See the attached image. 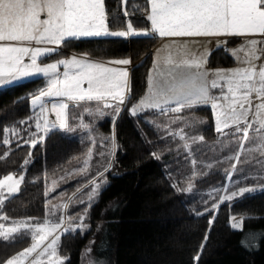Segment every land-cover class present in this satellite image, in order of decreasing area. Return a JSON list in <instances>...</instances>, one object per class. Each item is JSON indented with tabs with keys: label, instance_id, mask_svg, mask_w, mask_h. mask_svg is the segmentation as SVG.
<instances>
[{
	"label": "snow or ice",
	"instance_id": "1",
	"mask_svg": "<svg viewBox=\"0 0 264 264\" xmlns=\"http://www.w3.org/2000/svg\"><path fill=\"white\" fill-rule=\"evenodd\" d=\"M137 10L142 11V15L150 21V27H136L131 19H127L123 27L113 29L110 24H119L120 14H110L105 0H0V89L8 88L20 78L32 74L48 77L45 88L30 94L33 108L38 106L40 109V115L35 120L38 131L33 133L28 125L33 117L18 122L28 125L27 140L22 139L21 132L16 130L15 125L7 126L5 131L15 132L22 143L35 147L52 130H62L64 133L79 130L88 137V142L93 147L88 149L84 168L73 171L77 174L84 172L89 167L95 147L102 146L103 150L99 152L102 162L97 167L96 175L103 177L105 172L113 168L119 150L116 120L126 102L131 103L132 100L128 67L132 63L131 57L106 62L91 59L84 53L82 56L73 54L70 58L54 62L44 60L51 54L58 53L60 46L89 37H216L218 47L223 45L227 48L225 38L239 36L247 39L231 52L241 66L227 69L209 68L211 49L193 51L191 40L163 45L162 49L166 50V54L161 59L159 51L157 52L147 76V91L137 102L131 103L128 111L133 117L140 118L143 115L145 123L154 126L157 131H163L169 139L179 137L182 144H178V148L183 147L192 153L193 144L205 140L199 130V126L205 121L194 115V109L209 105L217 133L234 128L236 133L241 134L239 151L228 159L240 162V154L245 151L249 155L257 151L264 154V0H146L143 9L137 6ZM256 36L260 39L252 38ZM240 53H243L242 60ZM70 102L72 107L82 108V113L74 118V122H70L73 119L69 111ZM146 110H152L153 114L155 110H159L162 115L166 112L184 114L172 115L166 122L157 123L148 119ZM45 113H55V120ZM84 114L90 119L85 120ZM106 116L112 118V131L109 135L97 131L98 122ZM177 124L181 126L173 127ZM254 125L255 136H250ZM245 141L251 147L245 149ZM3 143L10 145L12 141L6 138ZM159 143L164 144V139L161 138ZM165 152L171 153L167 144L163 149L152 151L150 155L162 159ZM7 156L8 153L5 152L4 157ZM28 156L31 157V152ZM29 163L30 159H24L25 169ZM196 163L192 159V164ZM231 169L236 172V165L232 164ZM168 175L171 178V171ZM197 175L196 171H192L187 187H181L179 183L173 187L182 194L191 193L192 179ZM240 175L241 180L229 187L213 189L208 193L209 200L203 201L205 212L218 209L219 202L231 201L246 193L252 194L258 188L264 191V169L251 178L244 171ZM250 179L254 182L248 183ZM24 180L23 171L5 174L0 179V206L5 199L21 190L20 185ZM52 183L54 188L59 186L55 180ZM89 183L91 190L86 193L87 207L82 213H69L73 203H85L76 199L73 194L62 204L53 206L62 210V215L49 210V216L44 217L43 222H31L35 218L29 217L13 220L8 225L0 223V237L5 240H15L16 233L30 234L32 240L30 246L24 247L10 258L0 260V264H44V257L47 258V264H66L69 258L60 253L61 236L90 229L85 221L93 199L100 196L102 183H106V180L93 177ZM4 189L7 190V197L3 194ZM45 191L47 194V187ZM221 191L223 195L218 194ZM3 218L8 219L6 215ZM231 219L234 229H243L244 217L239 222L236 217ZM213 220L214 218L210 219L209 223ZM207 238L206 235L205 243ZM255 241L256 233L252 232L243 243L251 247ZM203 247L204 244H201L195 260H199ZM85 251L90 253L92 249ZM89 264L103 262L90 258Z\"/></svg>",
	"mask_w": 264,
	"mask_h": 264
},
{
	"label": "trees",
	"instance_id": "2",
	"mask_svg": "<svg viewBox=\"0 0 264 264\" xmlns=\"http://www.w3.org/2000/svg\"><path fill=\"white\" fill-rule=\"evenodd\" d=\"M105 3L110 14H120L121 22L110 27H122L127 19L136 27L149 26L142 11L137 10V6L143 9L146 0H105ZM158 41L157 36L144 35L80 39L62 46L44 61L73 51L101 59L131 57L130 94L131 103H135L147 88L152 49ZM234 64L228 46L216 47L208 61L211 68ZM42 86L43 79L38 77L0 90V177L13 172L25 174L21 190L0 206V212L8 217L5 222L44 218L46 181L72 166L75 156L83 151L78 138L61 130L50 131L35 147L22 143L15 132L5 131L7 126L15 125L23 140L29 138L28 125L36 133L32 120L28 125L18 122L31 116L30 94ZM131 103L126 102L116 120L117 171L109 173V183L92 202L88 213L90 229L61 236L60 253L69 258L66 264H80L88 248L92 249L89 254L103 264H264V191L257 189L252 194L224 201L209 212L204 211L203 205L193 207L189 196L173 187L164 167L166 161L150 155L160 149L157 135L142 116L129 114ZM203 112L212 119L210 107ZM102 124L105 130H112V118ZM6 138L12 141L10 145L3 143ZM26 158L30 163L25 169ZM234 215L245 218L242 230L231 226ZM252 232L256 233V241L249 247L243 241ZM16 235L12 241L0 237V260L10 258L30 241L29 235ZM201 244L204 247L197 261L194 257Z\"/></svg>",
	"mask_w": 264,
	"mask_h": 264
},
{
	"label": "rangeland",
	"instance_id": "3",
	"mask_svg": "<svg viewBox=\"0 0 264 264\" xmlns=\"http://www.w3.org/2000/svg\"><path fill=\"white\" fill-rule=\"evenodd\" d=\"M120 27L121 26L117 28H113V29H119ZM100 37H105V36H100ZM107 37H112V36H107ZM89 38H98V37H89ZM252 38L260 39L259 36L252 37ZM83 39H87V38H83ZM158 39L160 41L157 42V44L152 49L153 59H152V65L150 69L153 66V60L156 59L157 52L159 51V55L161 59H163L164 55L166 54V50L162 49V46L165 44H170L173 41L180 42L181 40H191L192 43L190 46L193 51L204 48V49H211V52H212V50L218 47V40L216 37H197V38H186V37L185 38H171L170 37V38H165V39L158 37ZM225 39L227 40L228 52L234 59L235 64L232 66H228V67H216V68L227 69V68H232L236 66H241L239 64V61H237L236 57L232 54L231 50L234 48H239L240 45H242L247 38L235 36V37H230V38H225ZM40 46H45V45H40ZM61 47L62 46L59 47V50L61 49ZM221 47H224V46L221 45ZM173 53L175 54V49H173ZM73 54H76L77 56H82L84 53L73 51L66 55L58 56L46 62H54L55 60L61 59V58H70L71 55ZM239 55L242 60L243 53H240ZM89 58L96 59V60H104L106 62L119 59V58L101 59V58H96V57H91V56H89ZM113 66H117V65L113 64ZM128 67L130 70L131 65H129ZM211 69H215V68H211ZM60 71L61 73L63 72L62 65L60 66ZM38 77H42L43 79L42 88H45L48 82V77L44 76L43 74H32L26 77H22L18 81H16L15 84L32 79V78H38ZM2 89H5V88H2ZM146 91H147V88L145 92ZM145 92L143 93V95L145 94ZM49 99H56V98H49ZM29 104H30V109H31L30 117H33L32 126L36 128L35 120H36V117L40 115V109L38 106L33 108L31 104V99L29 101ZM205 107L207 108L210 106L209 105L199 106L194 109V115L197 117L203 118L205 121V123L199 126V130L205 136V140L203 142L197 141L195 144H193L192 153H189L188 150L183 147L178 148V144H182V142L179 140V137H174L172 139H169L167 136L164 135L163 131H157L155 130L154 126H152V130L157 135L156 141L158 142L160 149H163L165 147V144H167V146L171 148V153L165 152L163 156H165L166 159L163 157L162 160L166 161V163L164 164V167L166 169L167 174L169 171H171L172 173V176L170 178L173 181L172 183L173 184L179 183L181 187H187V180L191 176L192 171H196L198 173V175L192 179L193 191L191 193L185 192V194L189 196L190 201H193L192 202L193 207L195 205L204 206L203 201L209 200L208 193L211 192L213 189H223V188L229 187L231 184L235 183L236 181L241 180V175H240L241 171H244L245 175H248L251 178L255 176L258 172H260L262 169H264V154H261V152L259 151L254 152L250 155L246 151L241 152L240 162H237L235 159H231V160L228 159V157L233 156L234 153L239 151V144H240L239 137L241 134L236 133L234 128L224 129L223 133H217L215 130V120H214V115L212 113V110H211L212 119H210V115H207L206 113L203 112V109ZM198 109H202V110L199 111ZM69 111H70L71 117L73 118L72 120H70V122H74V118L78 114L82 113V108L72 107L71 102H70ZM146 111L148 112V119L153 120L157 123L166 122L168 118L171 117L172 115H183L184 114V113L173 114V113L166 112L162 115L159 110H155V114L152 113V110H146ZM45 114L50 115V118L52 120H55V113H50V114L45 113ZM108 118H111V116H106L105 118H103V120L98 122L97 131L99 133H102L103 135H109L112 131V130H105V128L103 127V125L105 126V124H102ZM84 119L89 120L90 117L87 114H84ZM180 126L181 125L177 124V125H174L173 127H180ZM255 127L256 126L254 125L253 130H250V133H249L250 136H255V131H254ZM187 131L191 132V129H188ZM65 134L78 138L81 141L82 146H84L83 151L77 156H75L74 161L78 160L76 163L72 161L73 162L72 166L67 167L63 172L59 173L57 176L50 178V180L46 181L45 189L47 187L49 191L46 194V200H45L46 208H45L44 217L49 216V210H52V212L55 214L62 215L63 211L57 210L53 206L62 204L64 200L68 199L69 197H72L73 194H75L76 199L83 200L85 201V203H82V204L73 203L70 206L69 213L72 215H75L76 213H82L84 208L87 207L86 193L91 190V186L89 182L92 180L93 177H96L97 180H106V183H102V189H103L109 183V173L113 169L111 168L107 172H105L103 177H99L96 175L97 167L102 162L99 156V152L103 150L102 146H97L95 147L92 159L89 162V167L84 172H81L79 174L75 173L73 169L84 168V160L86 158L88 149L93 146L88 142V137L79 130L75 133H65ZM161 138L164 139L165 141L164 144L159 143V140ZM97 139H99V137H97ZM244 146H245V149H247L251 147V144L245 141ZM192 159H195L197 161L195 165L192 164ZM232 164L236 165V169H237L236 172H232V169H231ZM61 177H64V179L61 180ZM2 178L3 176L0 177V179ZM53 180H55L57 185H59L58 187L54 188L53 183H52ZM253 182L254 181H252L251 179L248 181V183H253ZM21 186L22 184L20 185V188ZM241 186H244V185L242 184ZM61 193H66L67 195L62 196ZM3 194L5 197L8 196L6 189L3 190ZM218 194L223 195L224 193L223 191H221ZM213 195H217V194L213 193ZM94 200L95 199H93L92 202H94ZM219 203H222V202H219ZM208 206H210V202ZM4 216L5 215L0 212V223L8 225L13 221L9 219L7 220V222H5V219L3 218ZM232 217H236V221L239 222L242 216L234 215ZM37 220L39 222H43V218L42 219L35 218L31 222H37ZM16 221H19V219H16ZM85 222L89 225L88 217L86 218ZM231 224H232V219H231ZM5 231H7V228H5ZM16 234L20 235L19 233H16ZM26 235L30 236V234H26ZM31 243H32V240L30 236V241L24 247L30 246ZM90 258L96 259L92 254H89L87 252V254L81 258L80 264H89ZM42 259L44 261V264H47V258L44 257Z\"/></svg>",
	"mask_w": 264,
	"mask_h": 264
},
{
	"label": "water",
	"instance_id": "4",
	"mask_svg": "<svg viewBox=\"0 0 264 264\" xmlns=\"http://www.w3.org/2000/svg\"><path fill=\"white\" fill-rule=\"evenodd\" d=\"M115 171H117V167H114V168L112 169L111 174H114ZM21 188H22V186H21Z\"/></svg>",
	"mask_w": 264,
	"mask_h": 264
},
{
	"label": "crops",
	"instance_id": "5",
	"mask_svg": "<svg viewBox=\"0 0 264 264\" xmlns=\"http://www.w3.org/2000/svg\"><path fill=\"white\" fill-rule=\"evenodd\" d=\"M148 27H150V21H149V26H148ZM171 38H177V37H171ZM162 39H165V38H162ZM159 41H160V40H159ZM159 41H158V42H159Z\"/></svg>",
	"mask_w": 264,
	"mask_h": 264
}]
</instances>
